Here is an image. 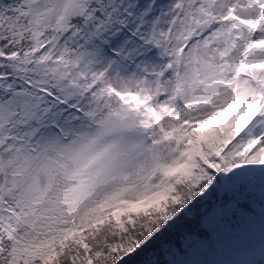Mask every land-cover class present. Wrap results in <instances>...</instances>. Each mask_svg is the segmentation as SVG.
<instances>
[{"label":"snow or ice","instance_id":"snow-or-ice-1","mask_svg":"<svg viewBox=\"0 0 264 264\" xmlns=\"http://www.w3.org/2000/svg\"><path fill=\"white\" fill-rule=\"evenodd\" d=\"M0 264H264V0H0Z\"/></svg>","mask_w":264,"mask_h":264}]
</instances>
